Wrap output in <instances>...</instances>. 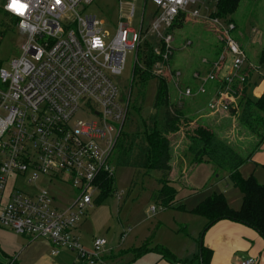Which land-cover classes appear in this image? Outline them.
<instances>
[{"label":"built area","instance_id":"obj_1","mask_svg":"<svg viewBox=\"0 0 264 264\" xmlns=\"http://www.w3.org/2000/svg\"><path fill=\"white\" fill-rule=\"evenodd\" d=\"M95 1L18 0L24 5L21 14L6 9L11 0H0V13L16 20L13 29L22 37L11 68L0 66V228L47 240L52 255L68 249L76 251L83 264H112L102 253L106 239L94 238L93 248L86 249L77 228L93 195L101 190L102 175H114L116 143L130 101V93L125 98L115 78L125 67L127 53L150 41L154 53L161 56L154 73L178 78L181 72L172 66L175 23L185 17L216 25L225 34L226 53L232 56L228 71L221 75L223 53L208 65L204 76L194 77L195 85L180 90L181 96L194 99L212 88L210 113L233 107L234 88L246 81L241 69L247 59L232 37L234 23H224L211 13L202 15V7L212 9L208 0H152L157 7L153 22L144 26L142 17L138 32L131 27L134 4L125 3V15L120 1V17L112 23L115 34L108 42L106 23L85 13ZM39 178L52 186L70 185L74 199L60 208L48 188L21 187ZM151 209L155 213L156 208ZM257 263L256 257L247 256L238 264Z\"/></svg>","mask_w":264,"mask_h":264},{"label":"rangeland","instance_id":"obj_2","mask_svg":"<svg viewBox=\"0 0 264 264\" xmlns=\"http://www.w3.org/2000/svg\"><path fill=\"white\" fill-rule=\"evenodd\" d=\"M120 1L122 2L123 13L127 15L128 8L125 3L129 0H96L93 4L87 6L85 10V13L97 15L98 18L106 23L107 30L110 33L107 42L115 34L112 23H116L119 20ZM131 2L135 6L131 27L138 32L142 17L144 18V26L151 24L157 7L152 0H131ZM218 4V0H208L207 6L212 9L208 12L205 7H202V15L205 16L213 10L214 14L215 11L218 12L222 6ZM214 17L220 18L224 23H234L235 30L232 33V37L246 54L247 61L241 69V73H244L246 69L248 70L247 75L244 74L246 81L234 88L235 101L232 103V106L237 107L240 95L244 94L248 98L256 99L261 95L260 92L264 87V62H261L264 59V0H240L232 14L224 15L220 13L218 16L214 15ZM3 24L6 26L10 25L11 21L4 14L0 13V27ZM174 38L176 51L172 66H174L175 70H179L181 75L178 78L173 77L172 74L166 76L170 101L178 103L181 106L182 116L189 118L192 124L197 122L204 125L211 124L215 132H238L234 133V137L231 136L232 145L243 155L251 153L250 159L239 168V175L243 178L253 175L259 183L264 184V142L257 150H254L259 140L241 123L239 118L240 110H237V113L229 112V114L218 113L216 115L211 113L212 118H209L210 112L207 109V105L210 99L191 101V99L180 95V90L183 87L194 85V77L197 74L204 76L208 65L220 59L223 53H226L225 34L223 35L216 25L202 18H183L176 26ZM21 44L22 37L16 29L7 31L0 45V66L5 69L11 68L12 61L19 56ZM225 56L226 61L225 63L223 62L221 75L228 71L232 61V56L229 52ZM135 64L136 52L130 51L127 53L122 73L115 78L120 92L125 98H127L130 92L132 105L135 99L138 98L139 91L136 85H132ZM144 90L142 109L139 114L135 117L133 116L131 127L127 123L124 125L125 130L128 127L130 128L127 131L141 132L143 120H147L149 115L154 112L153 103L157 90L156 80L152 79L148 81L144 86ZM79 118L84 117L81 116ZM137 123L141 130H139ZM189 125L183 126L179 132H186ZM174 149H172L173 161L177 157ZM137 171L133 167L115 165L113 175L115 178V192L107 195L101 203L96 202V197L101 192H96L93 195V203L87 210V216L81 221L79 227V240L86 249L91 250L93 248V238L106 239L107 244L103 248L102 253L105 254L106 251L114 248V255L117 256L114 264H136L133 262L135 257H129V252L121 253L127 249V245H129L135 236L142 238L149 234L150 239L157 237L158 239L168 240L172 230H174L184 235L180 239L181 243L175 247L181 248L184 244H188L191 247L193 244V239L187 235L185 225H176L173 219L183 218L191 221L195 215L187 213L176 214L175 210L178 208L174 209L175 213L170 209H162L151 198L152 192L159 187L157 179L160 177V174L149 169L142 170L139 174ZM217 175H219V178H217ZM193 177L195 184L199 185L200 188L206 187L209 191L222 193L224 196L225 192L227 197H230L232 203L239 205L237 194L240 191L232 184L228 172L218 171L215 173V170L213 172L210 167L200 165L195 170ZM21 187L27 191L42 187L48 188L57 197V206L60 208L68 206L75 196V192L70 185L57 184L56 186H52L46 184L43 178H39L33 183H23ZM117 194H120L122 197L118 198ZM152 206L156 208V213L152 211ZM160 221H163L164 225L158 227ZM129 228L131 231L126 239L121 242L120 236L123 230L127 231ZM4 235L7 236L6 238H9L10 249L17 248V245L14 243L15 240L7 233H4ZM139 238L136 241H139ZM195 239L200 240L198 234H196ZM39 240L45 239L36 238L33 241ZM6 253L11 255V259L15 258L20 264H54L51 254H45L41 248L34 251H24L21 254L20 250L16 251V253H11L9 250ZM107 253L111 252L108 251ZM33 256L37 257L32 259ZM73 261L76 264L83 263V259L77 255L76 251L68 249H61L60 255L54 259L55 264H71ZM9 262L10 258H7L6 263Z\"/></svg>","mask_w":264,"mask_h":264},{"label":"trees","instance_id":"obj_3","mask_svg":"<svg viewBox=\"0 0 264 264\" xmlns=\"http://www.w3.org/2000/svg\"><path fill=\"white\" fill-rule=\"evenodd\" d=\"M239 2L240 0H218V5L222 6L218 12L215 11V14L213 10L211 15L213 17L220 13L230 15L235 11ZM8 20L11 21L10 25L3 24L0 27V45L7 31L13 30V25L16 23L14 18H8ZM180 20L175 23L174 29ZM160 58L161 56L154 53L150 41H143L139 44L132 79V85L139 88L138 98L132 105L130 97L126 123L131 127L133 116L135 117L140 113L144 102V86L152 79L157 82L153 103L154 112L149 115L147 120H143L142 130L137 123L141 132L127 131L130 129L129 127L126 130L125 127L123 128L116 143L115 164L136 168L138 174L146 169L158 172L160 174L157 179L159 187L152 192L151 198L162 209L175 208L178 189L170 181L172 149L174 148L173 137L179 138L181 136L179 134L183 133L186 141L181 149L174 151V153L191 155L192 165L200 164L206 160L215 167V173L218 171L228 172L232 184L242 193V204L238 210H234L228 205L227 199L222 193L212 192L191 212L204 217L207 220V226L228 218L247 224L264 237V184L259 183L253 175L248 178L239 175V168L250 159L251 153L248 155L240 153L232 145V142L222 139L218 132L214 131L211 124L204 125L198 122L192 124L189 118L182 116L181 106L170 101L166 76L154 73L153 67ZM261 62H264V59ZM247 72L246 69L244 74L247 75ZM237 110H240L241 123L258 138L259 142L256 143L254 149L257 150L264 142V89L256 99L248 98L244 94L240 95L238 106L230 108L228 112L237 113ZM187 125L189 127H187L186 132H179L183 126ZM101 180V193L96 199L97 203H101L107 195L115 192L114 177L105 174L102 175ZM178 209L185 210L184 205L179 206ZM162 253L166 256L170 255L163 248ZM0 264H18V262L11 260L9 263H5L0 258Z\"/></svg>","mask_w":264,"mask_h":264},{"label":"crops","instance_id":"obj_4","mask_svg":"<svg viewBox=\"0 0 264 264\" xmlns=\"http://www.w3.org/2000/svg\"><path fill=\"white\" fill-rule=\"evenodd\" d=\"M195 81L193 84L195 85ZM264 89V87H263ZM263 89L260 93H262ZM259 93V95H260ZM214 96L213 89H209V93L200 98L191 99V101H197L200 99H212ZM221 114H229V112H223ZM212 114L209 113V118H212ZM217 115V114H216ZM214 121V120H213ZM236 132H218L219 136L228 141H231V136L234 137ZM173 137L174 151L181 149L183 143L186 141L183 137V133ZM176 162L174 163L172 159V172L170 174V181L178 189V194L176 197L175 208L184 205L185 210L176 209V214L187 213L195 215L191 210L197 206L202 200H204L208 195L212 193L206 189V187L200 188L199 185L195 184L193 174L200 165H206L211 168V170L216 172L215 167L212 163L204 160L200 164L192 165L191 155H182L181 153L176 155ZM219 178V175H217ZM240 191V190H239ZM228 205L234 209L238 210L242 204V193L239 192L238 204L235 205L230 201V197L224 192ZM234 201V199H233ZM174 211V213H175ZM157 210L155 211V213ZM173 222L177 224H184L187 231V235L193 239V244L189 247L188 244H184L181 248H177L181 241V237H184L180 232L177 233L174 230L171 232V236L168 240L158 239L157 237L150 239V235H145L142 238L135 236L134 239L127 245V249L121 253L129 252V257L134 256L133 262L136 264H238L242 259L247 256L256 257L258 260L257 264H264V237L254 228L248 226L247 224L224 218L209 226H207V220L204 217L195 215L191 221L185 220L183 218H174ZM81 225V223H80ZM77 228V234L80 236L79 227ZM163 221L159 222L158 227L163 226ZM176 228V227H175ZM131 229L127 231L123 230L122 234L125 232L123 239L120 236V241L123 242L128 236ZM7 233L15 240L17 248L10 249V244L8 243L9 238L4 235ZM196 234L199 235L200 240H196ZM97 238V237H96ZM138 238L140 239L139 241ZM94 239V238H93ZM24 236H20L12 230L0 228V258L6 263L7 258L10 261H16L15 258L11 259V255L6 252L10 250L11 253H16L20 250V254L24 251H34L42 249L45 254L50 253L53 257L52 261L60 255H52L51 245L47 240L33 241ZM93 241V240H92ZM199 243H197V242ZM202 242V243H201ZM201 243V246H200ZM129 246V247H128ZM162 248L167 250L170 255L166 256L162 253ZM6 252H5V251ZM201 250V254H200ZM61 251V250H60ZM110 251L111 253H107ZM105 252L104 256L111 260L114 264V260L117 256L114 255V248H111ZM168 253V254H169ZM110 254V255H108ZM78 255V254H77ZM110 256V257H109ZM37 256H33L35 259ZM55 257V258H54ZM17 262V261H16ZM18 264H20L18 262ZM71 264H76L73 261ZM81 264H83L81 262Z\"/></svg>","mask_w":264,"mask_h":264},{"label":"snow or ice","instance_id":"obj_5","mask_svg":"<svg viewBox=\"0 0 264 264\" xmlns=\"http://www.w3.org/2000/svg\"><path fill=\"white\" fill-rule=\"evenodd\" d=\"M12 5L15 11L23 14L22 10L24 8V5L19 4L18 0H12Z\"/></svg>","mask_w":264,"mask_h":264},{"label":"clouds","instance_id":"obj_6","mask_svg":"<svg viewBox=\"0 0 264 264\" xmlns=\"http://www.w3.org/2000/svg\"><path fill=\"white\" fill-rule=\"evenodd\" d=\"M6 9L7 10H11V11H15L14 8H13V5H12V0H11V3H9L8 5H6ZM15 12H17V11H15ZM21 27H24L23 22L21 23Z\"/></svg>","mask_w":264,"mask_h":264},{"label":"water","instance_id":"obj_7","mask_svg":"<svg viewBox=\"0 0 264 264\" xmlns=\"http://www.w3.org/2000/svg\"><path fill=\"white\" fill-rule=\"evenodd\" d=\"M202 243V242H201ZM201 243H200V246H201ZM200 254H201V250H200Z\"/></svg>","mask_w":264,"mask_h":264}]
</instances>
